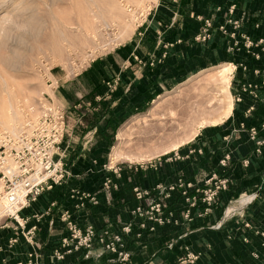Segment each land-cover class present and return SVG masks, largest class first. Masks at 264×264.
I'll return each mask as SVG.
<instances>
[{
	"label": "crops",
	"instance_id": "obj_1",
	"mask_svg": "<svg viewBox=\"0 0 264 264\" xmlns=\"http://www.w3.org/2000/svg\"><path fill=\"white\" fill-rule=\"evenodd\" d=\"M262 1L161 0V7L174 11L167 20L157 16L156 10L154 23L164 26L161 36L171 46V57L210 17L220 24L228 16L231 20L246 16L253 24L255 17L264 12ZM257 4L263 6L261 11H256ZM163 48L158 44V55ZM230 49L232 52H226L227 63L234 67L246 65L248 70L241 72L233 84L238 88L230 116L220 123L221 128L212 133L202 129L182 146L181 152L145 167L131 162L118 168L106 167V157L110 161L111 156L108 136L101 132L96 139H90L83 134L92 124L101 128L107 118L108 124L113 122L112 114L142 108L143 96L138 104V88L145 76L160 81L163 77L159 71L169 60L159 64L163 61L159 58L152 73L145 74L144 65L133 51L120 50L95 59L84 72L60 82L55 93L69 115L61 148L72 176L68 182L42 192L21 212L27 219L25 231L36 226L33 242L27 241L25 231L15 221L0 226V264L26 263L32 252L40 256L41 264H264V56L259 60L258 56L240 58L234 56L236 48ZM185 57L186 54L181 56L183 60ZM176 63L179 64H173ZM188 74H183L181 80ZM114 81L118 84L111 91L108 83ZM131 96H135L134 101ZM89 114H94L95 119H85ZM251 128L257 129L256 140L250 137ZM99 148L103 153H97ZM109 177L114 184L107 187ZM220 180L226 181V188L217 198L210 204L202 200L190 206L188 198L213 189ZM137 186L162 187L168 194L162 214H157L162 215L163 223L139 218L133 212L139 203L134 195ZM74 188L95 197L97 202L86 199L79 206V197L72 194ZM243 195L252 199L228 215V207ZM65 211L80 228L94 226L97 239L108 242L122 235L124 246L112 252L103 243H95L91 249L82 248L61 261L55 260L53 250L70 234L61 219ZM127 225L131 226L130 233L124 230ZM188 251L198 255L194 262L187 258Z\"/></svg>",
	"mask_w": 264,
	"mask_h": 264
},
{
	"label": "rangeland",
	"instance_id": "obj_2",
	"mask_svg": "<svg viewBox=\"0 0 264 264\" xmlns=\"http://www.w3.org/2000/svg\"><path fill=\"white\" fill-rule=\"evenodd\" d=\"M160 1L0 0V133L16 132L27 121L36 120L46 112L67 110L55 93L60 82L84 72L95 59L120 50L133 51L144 65L145 74L152 73L159 58L163 60L159 64L165 59L169 64L159 71L163 77L160 81L149 75L145 76L142 86L138 83L141 86L138 104L142 95V108L131 107L130 112L112 114L113 122L108 124L107 118L101 128L92 124L89 132L83 134L90 139H96L101 132L108 136L111 156L110 161L106 157V167L118 168L130 162L133 166H149L181 152L182 146L202 129L212 133L221 128L220 123L230 116L232 108L216 123L201 122L194 112L202 100H208L211 106L216 103L222 108L233 106L238 88L233 84L241 72L248 70L244 65L234 67L227 63L226 52H232L230 47H234L236 57L258 56L259 60L264 56V12L255 17L253 24L246 16L239 20L228 16L220 24L210 17L211 26L207 31L204 22L188 43L175 49L169 57L171 46L161 36L165 28L155 26L153 13L157 10V16L168 20L174 8L161 7ZM261 9L263 6L257 4L256 11ZM86 28L98 31L86 38ZM158 44L164 47L159 55ZM217 46L224 49L219 50ZM185 54L183 60L181 56ZM175 61L179 64H173ZM187 73L190 74L181 80ZM131 97L134 101L135 96ZM90 108H93L91 104ZM93 118L94 114L85 117L88 121ZM97 153H103V148L97 149ZM107 179L114 184L110 177ZM2 185L0 182V191ZM137 188L148 192L140 204L145 210L142 217L152 221V204L159 202L162 214L168 194L162 187ZM204 196L205 193H196V203Z\"/></svg>",
	"mask_w": 264,
	"mask_h": 264
},
{
	"label": "built area",
	"instance_id": "obj_3",
	"mask_svg": "<svg viewBox=\"0 0 264 264\" xmlns=\"http://www.w3.org/2000/svg\"><path fill=\"white\" fill-rule=\"evenodd\" d=\"M210 26V19H206L205 31ZM223 28L221 26V29ZM117 84V81L109 82L108 86L113 91ZM68 120L69 115L66 110L46 112L36 120L27 121L16 132L5 131L0 133V182L3 184L2 191H0V226L6 227L10 221H15L19 229L24 232L27 219L21 216V212L45 190H51L55 186L70 180L72 173L65 164V153L61 148L68 131ZM250 137L256 140V128L250 129ZM105 185L110 187L111 180L107 179ZM225 188L226 181L220 180L213 189L205 192L203 201L210 204L218 196L220 190ZM170 189H174V186H171ZM135 191L139 203L133 212L140 218L145 211L140 200L148 192L138 190L137 187ZM72 194L79 197V206H83L86 199L97 202L95 197L88 193H81L75 188L72 189ZM187 200L191 207L196 205L195 196ZM151 209L154 210L153 214L156 216L153 215L150 219L163 223L164 218L157 216L161 211V204L155 202ZM186 216H190L189 212ZM61 219L66 224V229L70 234L64 237L61 245L53 250L52 256L57 261L65 259L67 255L78 252L82 248L91 249L95 243H103L105 248L112 252H118L119 248L124 246L123 236L120 234L108 242L104 241L103 238L97 239L94 226L90 225L85 229L80 228L71 219L69 211L63 212ZM124 230L130 233L131 227L127 225ZM35 231L36 226L24 232L28 242H33ZM137 235L141 236L142 233ZM124 256L127 254L125 253ZM187 258L194 262L198 255L188 251ZM39 259L40 256L36 252H32L29 254L26 263L20 262L19 264H41Z\"/></svg>",
	"mask_w": 264,
	"mask_h": 264
},
{
	"label": "bare ground",
	"instance_id": "obj_4",
	"mask_svg": "<svg viewBox=\"0 0 264 264\" xmlns=\"http://www.w3.org/2000/svg\"><path fill=\"white\" fill-rule=\"evenodd\" d=\"M93 21V20H91ZM129 24V23H128ZM85 35L87 36L86 38H88V34L91 35V33H97L98 29H94V28H86L85 30ZM96 36V35H95ZM94 37V36H93ZM96 38V37H94ZM221 70V69H220ZM219 70V71H220ZM222 73V72H221ZM224 73V72H223ZM219 74V73H218ZM226 75V74H225ZM225 75H222L224 76L223 78H225ZM220 76V75H219ZM218 76V77H219ZM227 78V77H226ZM218 79V78H217ZM221 79V78H220ZM228 79V78H227ZM222 80V79H221ZM226 80V79H225ZM222 83V82H221ZM226 84V83H225ZM227 85V84H226ZM223 101V100H222ZM221 101V102H222ZM217 102V101H216ZM227 102V101H226ZM209 101H200L199 102V107L198 109L196 110V114L199 115V119L201 122H204L206 120H210L214 123H216L217 121H221L223 116H226L230 111H231V104L228 105L227 107H224L222 108V106L220 107V105H218L217 103L215 105H210L208 104ZM218 103L220 104V102L218 101ZM223 103V102H222ZM224 105V104H223ZM227 105V104H226ZM186 124V123H185ZM203 125V124H202ZM122 142V141H121ZM143 155V154H142ZM141 155V156H142ZM116 158H117V155H115ZM144 157V156H143ZM143 157H140V158H143ZM252 199L251 196H246V195H243L239 200H236L231 206L228 207L227 209V214L230 215L232 214L233 212H235L237 209H240L242 208L244 205H246L250 200Z\"/></svg>",
	"mask_w": 264,
	"mask_h": 264
}]
</instances>
